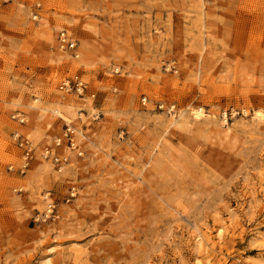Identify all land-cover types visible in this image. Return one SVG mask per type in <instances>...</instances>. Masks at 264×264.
Listing matches in <instances>:
<instances>
[{"label": "rangeland", "instance_id": "obj_1", "mask_svg": "<svg viewBox=\"0 0 264 264\" xmlns=\"http://www.w3.org/2000/svg\"><path fill=\"white\" fill-rule=\"evenodd\" d=\"M0 264H264V0H0Z\"/></svg>", "mask_w": 264, "mask_h": 264}, {"label": "built area", "instance_id": "obj_2", "mask_svg": "<svg viewBox=\"0 0 264 264\" xmlns=\"http://www.w3.org/2000/svg\"><path fill=\"white\" fill-rule=\"evenodd\" d=\"M7 2L8 0H4ZM35 11L31 16V19L33 21H38L39 16V10H40V4L36 3ZM56 42L57 47L61 51H66L70 54V57L73 60H76L79 56L78 54V42L75 39V37L72 35V33L68 32L65 29H61L58 31L56 36ZM59 90L64 91L67 94H75L78 97H84L86 91H87V84L79 77L78 75H73L69 78L64 79L60 86ZM94 95H91V98H93ZM145 101V98L142 100ZM12 119L18 121V123L23 124L24 119L22 118V115L20 113H16L12 115ZM12 139L18 149L22 152L23 157V168H26L29 161L32 159L34 148L31 144V142L25 138L23 135L18 133L12 134ZM62 147L74 151L77 156H81L82 153L80 152L78 141L76 138L75 128L72 126L71 123L64 124L63 132L60 136L56 137L54 139V146L53 148H44L41 157L44 160L50 161L56 168L57 172H61L63 170L64 164L66 163L65 160L62 157V154L57 151L60 150ZM55 206L53 203H49L47 205L46 213L44 214V217L49 218L50 214H52Z\"/></svg>", "mask_w": 264, "mask_h": 264}, {"label": "bare ground", "instance_id": "obj_3", "mask_svg": "<svg viewBox=\"0 0 264 264\" xmlns=\"http://www.w3.org/2000/svg\"><path fill=\"white\" fill-rule=\"evenodd\" d=\"M58 48V47H57ZM60 50V49H59ZM61 51V50H60ZM62 52V51H61ZM64 53V52H63ZM65 111L68 113V114H70L71 116H72V110H71V108L70 107H66L65 108ZM54 112H56L57 113V111H54ZM193 115H194V118L195 119H200L202 116H203V114H202V112H201V110H196V111H194L193 112ZM59 116H60V114H59ZM60 117H62V119H64L63 118V115L62 116H60ZM260 117V116H259ZM259 117H257V118H259ZM202 239H201V245L203 246V247H205V246H207V247H210V248H212L211 247V245H210V241L208 240V238L206 237V235H204V236H202L201 237Z\"/></svg>", "mask_w": 264, "mask_h": 264}]
</instances>
